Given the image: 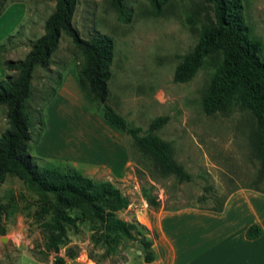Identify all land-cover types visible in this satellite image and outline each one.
<instances>
[{"label":"rangeland","instance_id":"1","mask_svg":"<svg viewBox=\"0 0 264 264\" xmlns=\"http://www.w3.org/2000/svg\"><path fill=\"white\" fill-rule=\"evenodd\" d=\"M241 2L250 34L261 42L260 58L264 61V0ZM53 4V0H0V79L13 75L4 68L3 61L22 59L31 42L42 34L43 21ZM124 7L130 14L126 23L117 19L109 0H77L71 24L82 38L94 33H105L112 38L107 104L127 126L139 127V134L153 133L168 142L173 158L190 175L189 181L179 182L170 174H161L133 145L131 138L103 120L101 105L91 101L81 87L88 102L85 109L100 117L105 125L102 127L111 129L106 130L109 135L119 136L124 142L128 162L121 173L114 175L103 163L79 155L81 149L87 152L86 144L93 143V134L95 140L107 136L104 129L75 141L76 135H68V126L58 127L56 138L48 134L41 140L50 125L45 108L52 94L63 79L69 94H76L74 87L79 84L76 71L82 57L63 31L48 65L35 66L32 71L30 96L25 101L32 115L27 153L36 163L48 161L72 167L94 181L113 183L128 200L126 208L116 212L117 217L127 222L135 220L134 207H210L214 202L197 201L203 192L214 193L216 201H222L229 191L239 187L264 192V175L259 177L258 159L250 142L254 125L250 112L237 101L210 115L202 110L201 96L220 55L203 58L189 80H172L175 65L190 50L206 24L210 5L202 0H166L157 15L150 12L149 0H125ZM69 72L73 75L67 76ZM4 113V106H0V132L7 127ZM159 116L166 117L165 123L149 132V122ZM54 127L55 121L49 128ZM52 143L55 148L48 155L45 150ZM149 199L155 207L149 205ZM38 210L37 195L15 175L5 173L0 182V237L5 238L3 242L0 240V258L4 251L16 257L21 252L42 256L43 225L48 216ZM65 233L67 242L58 244L56 254L63 256L67 246L77 248V256L69 264H95L89 254L100 260V264H109L111 260H120L124 247L132 244L130 239L122 238L115 252L101 259L103 247L92 245L91 229L86 221H79L75 230L66 228ZM53 257L48 252L45 264L51 263Z\"/></svg>","mask_w":264,"mask_h":264},{"label":"trees","instance_id":"2","mask_svg":"<svg viewBox=\"0 0 264 264\" xmlns=\"http://www.w3.org/2000/svg\"><path fill=\"white\" fill-rule=\"evenodd\" d=\"M52 11L42 24V34L29 45L22 59L5 60L3 66L13 75L0 79V106H4L7 127L0 132V182L5 173L19 178L24 186L37 195L39 212L48 216L43 225L45 242L42 256L30 252L39 261L46 262L48 252L54 255L58 244L67 242L66 228H77L79 221H86L91 229L93 246L103 247L100 258L115 252L120 239H130L144 262L154 258L152 238L137 221H125L116 212L126 208L127 198L110 181H94L72 167H62L43 161L36 163L27 153L29 128L32 115L25 101L30 96V81L35 66L46 67L52 51L63 31L80 51L82 63L76 71L77 80L86 96L101 105L103 120L131 138L133 145L148 157L161 174H170L177 181H189L190 175L173 158L168 142L153 133L139 134L140 128L127 126L124 119L107 104V82L113 58V41L105 33H94L82 38L71 24L77 0H53ZM210 5V16L203 25L196 42L175 65L172 80L185 82L198 69L206 56L218 54L220 58L201 96L202 110L210 115L220 112L232 101L250 112L253 129L250 142L259 163V177L264 175V61L260 58L261 42L250 34L243 16L241 0H202ZM125 0H109L117 19L128 22L130 14L124 7ZM166 0H149L150 12H162ZM166 117H156L148 124V131L158 129ZM214 193L203 192L199 202H214L210 210L219 211L222 201ZM149 205L155 207L152 200ZM256 226H249L245 236L258 234ZM2 234V233H0ZM78 249L67 246L63 256H55L50 264H66ZM89 258L95 260L93 255ZM119 261H125L120 255ZM17 257L4 251L0 264H17ZM120 263V262H119ZM111 260L109 264H119Z\"/></svg>","mask_w":264,"mask_h":264},{"label":"crops","instance_id":"3","mask_svg":"<svg viewBox=\"0 0 264 264\" xmlns=\"http://www.w3.org/2000/svg\"><path fill=\"white\" fill-rule=\"evenodd\" d=\"M69 75L73 74L69 72ZM65 82L63 79L45 108L49 124L54 126L55 121V127L52 130L50 125L46 127L42 141L48 134L50 138H56L58 127L64 129L68 126V135H76L73 137L75 141L104 129L100 117L85 109L88 102L79 84L74 87L77 93L69 94L64 89ZM106 135L95 140L93 134V143L86 144L87 152L81 149L79 155L83 159L90 157L94 162H101L112 174L119 175L128 162L127 149L119 136L107 132ZM54 146L52 143L45 150L48 155ZM133 216L145 227L146 236L152 238L154 258L144 262L136 249L125 246L121 252L125 261L118 260L119 264H264V192L260 190L239 187L229 191L223 197L219 211L195 206L177 209L144 206L134 207ZM252 225L259 232L248 238L245 231ZM65 260L66 264L73 261ZM16 263L45 264L27 252L19 253Z\"/></svg>","mask_w":264,"mask_h":264},{"label":"water","instance_id":"4","mask_svg":"<svg viewBox=\"0 0 264 264\" xmlns=\"http://www.w3.org/2000/svg\"><path fill=\"white\" fill-rule=\"evenodd\" d=\"M0 240L3 242V241L5 240V238H4V237H0ZM55 256H58V255L55 254L54 257H55Z\"/></svg>","mask_w":264,"mask_h":264}]
</instances>
